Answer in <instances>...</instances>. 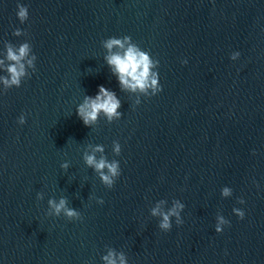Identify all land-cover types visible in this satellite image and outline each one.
<instances>
[{
	"label": "clouds",
	"instance_id": "obj_1",
	"mask_svg": "<svg viewBox=\"0 0 264 264\" xmlns=\"http://www.w3.org/2000/svg\"><path fill=\"white\" fill-rule=\"evenodd\" d=\"M18 12L17 16L21 23L28 19V9L26 6L17 5ZM15 35L20 34V30L17 29L14 32ZM130 37L125 36L123 40L110 38L105 42V47L110 51L115 48H125V42L128 41ZM30 48L28 44H23L18 49V54L11 47L7 50V58L10 61L15 62L7 68V71L10 73V79H4V84L6 87H11L15 85L20 86V77L25 74V66L21 63V60L29 54ZM237 56L239 53L237 52ZM236 57H232L235 59ZM36 57L33 56L31 60H28V65L32 66L33 60ZM106 61L110 68L114 70V75L117 76L120 86L122 89H130L136 91L139 89L141 92L147 93L151 89V95H156L160 92L161 86L159 84V76L156 73H153L151 70L153 67H156L159 64L157 61L155 64L151 59L150 55L147 52L140 51L135 45H128V47L121 54L119 52H114L107 56ZM187 61H184L186 63ZM18 65V66H17ZM121 107V101L117 98L115 92L108 90L107 88L100 86L98 93L95 97L85 96L84 102L77 107L76 114L82 120L85 126H90L94 123L100 112H103L109 121L114 117L119 118L122 114L118 111ZM19 123L24 124L25 119L23 115L19 118ZM103 148L99 145L96 146L92 154H85L84 159L86 164L89 167L95 169L99 174L100 179L104 185L109 189L114 186L115 179L120 176V165L118 161L108 162L105 158L96 159L95 152H102ZM114 151L117 154L121 152V146L119 143H115ZM62 168H67V164H62ZM107 169V172L104 170ZM224 195L229 194L228 189H224ZM38 198L40 194H37ZM99 203H103V200H99ZM240 203H244L241 199ZM49 206L53 210V214L59 216L61 212L69 218L72 219H81L80 214L72 208H68L67 201L64 198L59 200L57 203L55 200L50 199L48 201ZM184 205L177 204L175 205L168 213H161L159 209H153L152 215H161L162 220L159 224V228L165 232L169 231L172 227L170 220L171 216H177L176 224L179 226L183 223L179 219V212L177 209H183ZM236 215L243 219L244 212L240 209H233ZM218 224L215 227V231L220 233L223 231L221 225L229 224V221H225L223 217H218ZM103 259L106 261V264H127V259L123 253L117 254L113 251H110L107 256H104Z\"/></svg>",
	"mask_w": 264,
	"mask_h": 264
},
{
	"label": "water",
	"instance_id": "obj_2",
	"mask_svg": "<svg viewBox=\"0 0 264 264\" xmlns=\"http://www.w3.org/2000/svg\"><path fill=\"white\" fill-rule=\"evenodd\" d=\"M0 264H23L0 87Z\"/></svg>",
	"mask_w": 264,
	"mask_h": 264
}]
</instances>
